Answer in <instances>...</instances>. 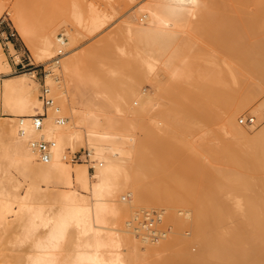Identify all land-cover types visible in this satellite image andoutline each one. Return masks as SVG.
Listing matches in <instances>:
<instances>
[{"label":"bare ground","instance_id":"bare-ground-1","mask_svg":"<svg viewBox=\"0 0 264 264\" xmlns=\"http://www.w3.org/2000/svg\"><path fill=\"white\" fill-rule=\"evenodd\" d=\"M250 3L253 11L247 10ZM24 5L17 3L7 14L35 61L47 63L53 52L65 50L60 62L51 60L53 66L46 67L50 72L44 79L52 102L44 107L33 71L6 74L11 66L0 45V106L7 114L0 119V167L4 163L0 170L5 174L0 179V223L9 229L13 222L16 236L41 227L32 251L20 264H135L141 253L160 256L151 264H264V124L250 135L235 121L264 87V0H146L107 38L71 55L68 52L79 36L99 28L106 13L92 8L84 14L76 11L70 20L73 28L51 18L36 39ZM3 6L0 0V14ZM137 13L145 17L143 22L137 21ZM192 17L196 23L191 25ZM181 33H187V40H182ZM197 34L226 47L235 56L232 64L193 74L197 68L190 62L196 57L193 35ZM8 45L14 49L12 43ZM111 47L119 56L108 76L86 77L94 62L111 63ZM179 56H185L184 63ZM14 57L19 60L17 54ZM173 60L183 63L180 69ZM129 66L136 71L133 78ZM57 67L64 83L55 80ZM143 67L148 72L163 69L167 79L172 76L173 82L181 76L188 84L180 83L181 94L173 96L167 88L160 89L155 78L148 81L154 92H142L136 77H141ZM228 84L237 88L228 89ZM158 89L166 92L159 93L166 100L180 95L181 99L163 106ZM43 111L42 125L35 127L31 118ZM114 111H122L121 116ZM254 111L252 122L254 116L257 119ZM143 115L155 116L154 123L149 119L153 129L174 138L178 132L191 131L194 118L205 116L207 123L213 117L218 126L196 146L185 144L178 149L164 137H156L159 146L165 147L155 150L164 162L156 158L159 164H154L148 160L155 148L152 127L144 133L140 127L144 135L140 139L133 133L135 119ZM137 139L143 143L139 150ZM36 140L53 142L45 159L32 146ZM76 144L85 147L87 157L70 163L67 152ZM216 161L221 162L219 167ZM10 168L27 180L23 192L19 187L24 181L14 176L16 180L8 183L13 179ZM57 184L62 187L51 188ZM237 185L245 190L238 191L244 192L239 197L242 202L234 198L232 206L241 209L235 212L225 203L229 197L221 194L224 188L236 191ZM122 192L125 195L119 198ZM144 204L161 206L156 210L159 219L149 230L139 229L135 225L139 212L132 213ZM227 222L232 229L226 228ZM182 225L189 227L190 237L174 230ZM154 232L158 238L151 236ZM191 242L197 245L195 253L187 248ZM66 246L71 248L63 254Z\"/></svg>","mask_w":264,"mask_h":264},{"label":"rangeland","instance_id":"rangeland-1","mask_svg":"<svg viewBox=\"0 0 264 264\" xmlns=\"http://www.w3.org/2000/svg\"><path fill=\"white\" fill-rule=\"evenodd\" d=\"M145 1L146 0H2V3H3L4 6H3L2 12H1L2 15L0 14V45H1V50H2L3 54L5 55L6 59L8 60V62L10 63V66H11L10 67L11 71L9 73H6V74H8L10 76V75H15V74H18V73H21V72L30 71L31 69H26L27 66L21 67V64L29 63V65L34 66V69L36 70L35 71V79L38 82V89H39V92H40L43 73L46 74L49 71V70H46L48 68V66H51L53 64L52 61H51L52 59L47 62L48 64L47 63H39V62L35 61V59L32 57L33 55L29 52L30 50H28V48L25 45V43L23 42V40L21 39V37H19V34L16 32V30L14 28V24H13L12 20L9 19L10 15L7 14V11L9 9H11V7H14L17 3L21 2V3H23V4H25L27 6V7H25V5H24L25 11L28 8L27 11H28L29 15L27 14V11H26V14H27V16H29L30 29H31V32H32L33 36H36L35 37L36 39L40 35L41 28H42L43 24H45V22L48 21L51 18H54L56 21L60 22L61 24L66 25L68 27L71 25L70 28H73L72 26H74V25H72V23L74 24V22H70V20L71 21L74 20V18L72 19V17H74L76 15V13H75L76 11H77V14H78V11H79V13L84 14V13L89 12L90 9L92 8L94 10H99L101 12L106 13V16H105L106 20L99 28H97L94 31H91L89 33H83V34H81L79 36L77 42H75V44H74V47H73L74 49L72 51L68 52V55H71L73 52H77L79 50L86 49L90 45H93V44L99 42L100 40L107 38L109 35H111L120 26V24L126 18L127 15H129L131 12L136 10L137 7L140 4L144 3ZM74 4H75V6L77 4V7L80 10L77 7L74 8V6H73ZM247 8H248L247 9L248 11H253V9H255V6H254V4L250 3L247 6ZM74 9H78V10L73 11ZM139 16H140V14L137 13L136 14L137 21L138 22H143L145 20V17H143L142 15L140 17ZM195 19H196L195 17L191 18V22H190L191 25L196 23V21H194ZM61 31H62V28H61ZM8 32H13L14 34L12 36H9V38L7 39V38H5V34H7ZM60 34H62V33L57 31V35L59 36ZM179 35L183 37L182 40H187V33H181ZM63 36H64V39H65V35H63ZM193 41H194V44H193V50L194 51L193 52L195 53L196 57H194L195 60H193V58H192L190 63H191V67L193 69L197 68V70L196 69L194 70L195 72L193 71V74L197 73L196 75H198V71H199L198 69H200L199 72L201 74H202V72H204L203 70H207V71L211 72V71H214L215 69H218V68H225L226 69V67L228 68L230 66V64H232V60L235 58V56H233L226 47L220 48L218 43L213 42L212 40H210L209 38H207V37H205L203 35H198V34L197 35H193ZM9 42L14 44V46L16 47V50L9 48V45H8ZM64 50L65 49L62 48V51H64ZM110 50H111V57H110L111 63L103 62V64H102L100 62H94L93 64L90 65V67H89L90 69L88 70V72L85 73L86 77L93 76V77H95V80H99V77H97L98 74H101V77L103 76V78L108 76L109 70L113 68V62L119 56V53H117L112 47L110 48ZM14 54L18 55V57H19L18 61H16V58L14 57L15 56ZM54 54H55V52H53L52 56ZM185 56H179L178 58L179 59H180V57H181V59L183 58L182 60H183V63H184ZM186 58H187V56H186ZM61 59L62 58L60 57L59 62L61 61ZM176 60H173V63ZM180 60L176 61L177 62V68L183 65L182 62L180 63ZM157 64L158 63L156 62V65ZM175 65L176 64H174V66H172V67H176ZM170 67H171V65H170ZM57 68H58L57 69L58 72L55 71V75H56V79L55 80H57V81H59L61 83H64V81H63L64 77L62 76L61 72L59 71V67H57ZM42 69H43V71L45 70V72H42ZM141 69H142V72L140 74L141 77L139 76L138 80H137V77H136V83H137V85L140 86V88L142 89V92H145V93L154 92V89H153L154 87L152 88L149 85L148 81L149 80L154 81L155 78H158L159 82L158 81L157 82L161 83L160 84L161 86L158 84L159 88L160 87L161 88L163 87V89L167 88V90H165L166 92L169 90L170 93H172V94L176 93L175 95L178 94V96H179V94H181V92H182V87H181L180 83H182V86L184 87V84H185L186 80H188L186 78L178 76V77H176L177 81H174L175 78L173 77L174 80L172 82L171 81L172 80V76L170 75L171 77H169V79L170 78L171 79L169 81V79H167L168 75H165V74H168V72L165 73V71L163 69H160V70H156L155 69L157 71V74H154V73H156L155 70H154V72H153V70H152V72H150V71L148 72V69L145 68V67L140 68V71H141ZM178 69H180V68H178ZM31 71H33V70H31ZM140 71H139V73H140ZM162 71H164V72H162ZM128 72H129V76L131 78H133V75H135L134 73L136 71H135L134 68L129 66L128 67ZM33 73H34V71H33ZM94 74H96V75H94ZM8 75H5V76H8ZM155 75H157V76H155ZM44 78H45V75H44ZM149 78H151V79H149ZM1 80L2 79L0 77V84L2 82ZM166 80H167V82H166ZM44 81H45V79H44ZM164 84H167L168 86H166V85L164 86ZM186 84H188V83L186 82ZM178 86H179V88L181 87L180 88L181 91L178 88ZM234 86H235V88H237L236 84L235 85L228 84V89L234 88ZM0 89H1V85H0ZM160 89H158V91H159V92H157L158 94L163 91V89L162 90H160ZM176 89H178L179 91L176 90ZM165 91H163V92H165ZM119 92L121 93V91H119ZM178 92H180V93H178ZM165 93H163V94H165ZM154 94L156 95V92ZM160 94L162 95V93H160ZM160 94H159V96H160ZM175 95L173 94V96H175ZM255 95L252 97L250 103L248 104V107L243 112L238 113L235 116V121L239 124L240 127H243V129H245V130L247 129V131H248V133L250 135L253 134L252 132H254V130L256 131L258 128L263 126L262 124H264V105H263L264 104V102H263L264 101L263 100L264 99V87H261L259 89V91H257V93ZM159 96H157V97H159ZM165 96H167V94H165ZM178 96L175 97V98H178V99H173L172 97H169L168 100H166L167 99L166 97L160 96L161 99H160V97H159V99L161 100V102H160L159 99H158V101L163 106L166 103H167L166 105H169V104H171V105L174 104L175 105V104H177L180 101L179 98L181 99V95H180V97H178ZM155 99H156V97H155ZM261 100H262V102H261ZM135 101L133 102V105H135ZM258 102L259 103L261 102V104H259ZM136 105H137V103H136ZM258 105H260V106H258ZM1 108L2 107L0 106V119L4 120L3 118L6 117L7 114ZM253 108L255 110L254 111L255 115H257V119L254 116L255 122H252V120H251V117H252L251 111L253 110ZM257 108H259V111H258ZM112 110H111V112H112ZM115 111L113 113L114 114H118L119 113L118 116L120 115V113L122 114V111H117L118 113H116ZM154 114H156V113H154ZM143 116L142 117L138 116V118L135 119L136 120L135 124H136L137 128H135V126L132 125L133 126L132 128H134L135 131L133 129H131V130H132V132L134 131L133 132L134 134L136 132V135L138 136V137L136 136L137 138H139V137L143 138L144 137V135L141 132L142 128L144 129V131H143V133H144L148 127L150 128V127L154 126L152 124H149V119H150L151 123L152 122L154 123V120H155V116L154 115H153L154 117H152L150 115V118H148L147 115H143ZM204 117L203 118L200 117L199 119L198 118H194L193 121H192L193 129L191 131H189V132H184V133L183 132H178V134H176L177 136L175 138H174V134L172 136L171 135L167 136L168 134L166 135L164 133L166 137L165 136H161V135H163V133L158 134L159 132H157V130H154L155 128L152 127V129L154 128L153 129V131L155 133L154 134L153 131H151L152 129L150 128L151 129L150 130L151 131V136L154 139L152 144L153 143L155 144V148L156 149L154 148V145L153 146L151 145L154 148V152L155 153L154 152H152V153L155 156H154L153 159H151L150 157H152L151 156L152 153L149 152L150 153V155H149L150 157L148 158V160L150 159V161L151 162L153 161V163H154V161H156L154 159L157 158V160H158L160 158L159 161L161 162L163 160V162H164V159L161 158L162 154H160L161 157H158L159 153L157 151H155V150H158L159 152H161L160 151L161 150L160 147H162V145H163L162 144V145L159 146V143L156 142L157 141L156 137H158V136L164 137V139H167L169 142L174 143L176 146H178V149L179 148H184L185 144H190V145L196 146L203 139V137H206L210 133L214 132V129H216L217 126H218V124L216 123L217 120L214 119L213 117L208 118L207 123L204 122V119H206ZM151 118H154V120L152 121ZM157 118H159V117H157ZM159 119H157L156 122L159 121ZM133 124H134V122H133ZM250 124L252 126H250ZM140 127H142V128L139 131ZM137 141L138 142H136V143H139V144L136 145V149L139 150L140 140L137 139ZM141 145L143 146V143H141ZM163 147H164V145H163ZM140 148H142V147H140ZM73 149L74 150H72L71 152H75V151L81 152L83 149H85V147L83 145H81V144H76ZM71 152H67V154L71 153ZM205 158L206 157H204V159ZM66 160L71 163V161L68 159V156H67ZM175 160L178 161V159H175ZM175 160H170V162H172V163L176 162ZM1 161L2 160L0 159V163H1ZM81 161H83V160H81ZM76 162H80V161H76ZM151 162H150V164H151ZM156 163L159 164L158 161H156ZM156 163H154V164H156ZM215 163L217 164L216 166L219 167V164L221 162L220 161H216ZM3 164H1V167L3 166ZM89 165H90V163L87 162V166H89ZM92 169H93V167H91V166L88 168L89 171H91ZM14 171L15 170L12 169V168L9 169V173L13 176L12 177L13 179H12V181L10 179L11 182H8V183L12 184V182H14L16 180V179H14L15 177H17L19 180L24 181V182L21 183V186L19 187V191L23 192V190L25 189V186L27 185V180L21 179L19 177V175L16 172H14ZM15 174H17V175H15ZM2 175H5V174H2V172L0 170V179L3 180V176ZM161 176H162V178L165 177L163 174H161L160 177ZM4 178L7 179V177H4ZM233 181H231V182H233ZM235 183H237V181H234V184ZM2 184L6 185V182L5 183L3 182ZM237 186H240V188L234 186L235 189L238 188L236 191L235 190L234 191L231 190V191L228 192L227 189L225 190V188L223 187L224 191H222V192H224V194L221 192L222 193L221 195L225 196L224 198L229 197L228 199L226 198L227 202H225V203L226 204L230 203L228 205H230L231 208L233 207L232 208L233 210H234L235 207L232 206V205H235V203H236L235 199L237 200L239 197L244 196V194H243L244 192L243 191L245 189L241 188L242 185H237ZM6 187H8V184L5 186V188ZM10 187L11 186L9 185L8 188L11 189ZM61 187H62V185H60V184H57L55 186H51V188H53V189L54 188H61ZM239 189L243 190L242 191L243 193H241V195L238 192V191H241ZM255 190L256 191H260V189H258L257 187H255ZM248 192L251 195L252 191H248ZM235 193H238L240 196L237 195V194L234 195ZM121 195H125V193L122 192V193L118 194V197L120 198ZM235 196L238 197V198H236ZM126 198H127V196H125L124 200H126ZM122 199H123V197H122ZM239 199H240V201L241 200L243 201V198H239ZM223 200H225V199H223ZM228 200L231 201V202H229ZM159 207H161V206L160 205H149V204L146 205V204H144V205H141V206H136L132 213L134 214L135 211L137 213V210H138L139 213L142 210L143 211H145V210H155V211L157 210V211H160ZM237 208H235L236 209L235 212L236 211H241V209L239 210ZM140 209H142V210H140ZM224 211H226L225 207H224ZM227 212H229V210H227L226 213ZM226 219H229V218H226ZM226 221H229L230 224L231 223L233 224V222H231L230 219L226 220ZM12 223L10 224L9 229L6 228V226H4L3 224L0 223V264H15V263L20 264V263H22L25 260V258L27 256V253L32 251V241L34 239V236L41 229V227L38 226L37 228H35L33 230H30L27 233L26 236H16L15 235L16 232H14V227H13L14 223L13 224ZM225 224L227 225L226 228H229L231 226L228 222L225 223ZM166 226H162L160 228L166 229L167 228ZM230 229H232V226H231ZM174 230H176V231L178 230L177 232L180 233V235L183 236V237L187 238V237L191 236V230L189 229V227L186 228V226L182 225V227L180 229L174 228ZM187 245H188L187 248H188L190 253H195L197 251V245H195L194 243L191 242V243H188ZM68 248H71V246L64 247L62 249V253L64 254L65 251H68L69 250ZM61 258H62V256L60 255V259ZM159 258H160V256H158V255L150 256V255H147L145 253H141L139 255V257L135 260V264H151L154 261L158 260Z\"/></svg>","mask_w":264,"mask_h":264},{"label":"built area","instance_id":"built-area-1","mask_svg":"<svg viewBox=\"0 0 264 264\" xmlns=\"http://www.w3.org/2000/svg\"><path fill=\"white\" fill-rule=\"evenodd\" d=\"M13 34H14L13 32H8L7 34H5V38L8 39L9 36H12ZM59 37H61L62 39L63 38L62 34H60ZM62 54H63V51L61 49H58L55 52V54L52 56V61L54 63H57ZM25 66H27L26 69L33 70L35 74L36 70L34 69V66L29 65V63L21 64V67H25ZM42 72H45V70L43 71L42 69ZM44 75L45 74L43 73L39 97L41 98L42 105L46 107L52 102V98L49 95L48 85H46L44 81ZM44 115H45V111L34 114L33 117L31 118L32 124L35 127H40L42 125V120H43ZM52 144H53L52 141H44V140H36L32 142V146L37 151L38 157L40 159H45L48 156V149ZM86 157H87V152L85 149H83L81 152L79 151L71 152L68 155V159L71 162L85 160ZM138 216H139V220L135 221V225H137L139 229L145 228L149 230L156 224V222L159 219V215L157 214V211L155 210L141 211ZM151 236H153V238H158L159 233L157 232L151 233Z\"/></svg>","mask_w":264,"mask_h":264},{"label":"crops","instance_id":"crops-1","mask_svg":"<svg viewBox=\"0 0 264 264\" xmlns=\"http://www.w3.org/2000/svg\"><path fill=\"white\" fill-rule=\"evenodd\" d=\"M5 43V42H4ZM12 45H13V48L16 50V47L14 46V44L12 43Z\"/></svg>","mask_w":264,"mask_h":264}]
</instances>
